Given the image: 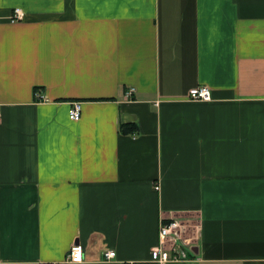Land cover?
Instances as JSON below:
<instances>
[{"label": "crops", "instance_id": "crops-1", "mask_svg": "<svg viewBox=\"0 0 264 264\" xmlns=\"http://www.w3.org/2000/svg\"><path fill=\"white\" fill-rule=\"evenodd\" d=\"M169 219L166 264H264V0H0V264H155Z\"/></svg>", "mask_w": 264, "mask_h": 264}, {"label": "built area", "instance_id": "built-area-1", "mask_svg": "<svg viewBox=\"0 0 264 264\" xmlns=\"http://www.w3.org/2000/svg\"><path fill=\"white\" fill-rule=\"evenodd\" d=\"M22 13L19 9H15L12 14V20H21ZM133 89L126 92V96H130ZM189 99L194 101L211 100L210 89L206 86H198L192 88L188 92ZM81 102H72L68 109V117L72 121H78L81 117ZM183 225L177 219L162 220L158 232V240L155 245L149 249L150 261L155 264H166L172 260L186 259L189 254L188 247L181 244V229ZM187 250V251H186ZM85 252L80 244H73L65 257L64 262L60 264H81L84 262ZM116 258V253L109 250L103 253V259L106 261Z\"/></svg>", "mask_w": 264, "mask_h": 264}, {"label": "trees", "instance_id": "trees-1", "mask_svg": "<svg viewBox=\"0 0 264 264\" xmlns=\"http://www.w3.org/2000/svg\"><path fill=\"white\" fill-rule=\"evenodd\" d=\"M121 132L123 134H135L137 127L135 126V124L133 125L132 123H124L121 125L120 127Z\"/></svg>", "mask_w": 264, "mask_h": 264}, {"label": "water", "instance_id": "water-1", "mask_svg": "<svg viewBox=\"0 0 264 264\" xmlns=\"http://www.w3.org/2000/svg\"><path fill=\"white\" fill-rule=\"evenodd\" d=\"M189 251V258L192 257V254H196L195 251H196V247H190L188 249Z\"/></svg>", "mask_w": 264, "mask_h": 264}]
</instances>
